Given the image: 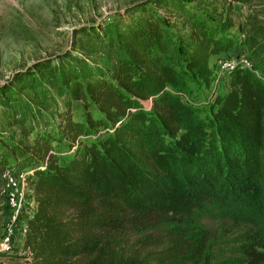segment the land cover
Returning <instances> with one entry per match:
<instances>
[{
    "label": "trees",
    "instance_id": "obj_1",
    "mask_svg": "<svg viewBox=\"0 0 264 264\" xmlns=\"http://www.w3.org/2000/svg\"><path fill=\"white\" fill-rule=\"evenodd\" d=\"M225 1L135 3L129 23L121 15L84 29L100 44L83 56L0 86L2 106L32 136L0 132V164L28 172L35 206L19 219L31 264H264V19L246 21L252 68L232 69L211 102L190 100L209 88V59L237 43L231 3L260 0ZM193 213L221 220L220 231L201 242L171 235L164 249L122 247L128 231Z\"/></svg>",
    "mask_w": 264,
    "mask_h": 264
},
{
    "label": "rangeland",
    "instance_id": "obj_2",
    "mask_svg": "<svg viewBox=\"0 0 264 264\" xmlns=\"http://www.w3.org/2000/svg\"><path fill=\"white\" fill-rule=\"evenodd\" d=\"M143 1L145 0H0V86L7 85L15 79L14 83L19 84L22 79L20 75L24 72L29 71L28 73L31 74L32 71H36L38 69L35 67L36 64L48 61L55 63L59 57L67 53L77 57L83 56L84 51L92 45L100 44L94 40L95 36L84 35L85 28H95L108 21L118 20L121 15L124 16L125 23H129L130 14L125 13L126 9ZM211 1L217 9L227 4L225 0ZM231 6L235 24L233 33L237 38L234 47L237 50L234 51L241 54L246 50L243 35L247 31V17L257 14L258 19H264V0L249 5L233 2ZM158 12L167 14L163 8H159ZM94 35L97 36V33ZM213 61L214 58L209 59L208 62L211 64ZM224 87L227 89L226 84L223 85L222 82L212 78L209 88L192 92L190 100L196 103L211 102L216 93L224 92ZM22 95L24 99L35 102L45 109L47 115H50L52 107L48 106L47 101L40 100L36 93L24 92ZM56 100L61 105L57 97ZM148 102L149 100L146 104ZM2 104L0 100V132L14 136L17 140L30 141L32 136L22 134ZM75 114L73 110V115ZM3 186L0 178V239L8 213ZM222 224L221 220L209 219L193 213L182 220L173 218L157 226L158 228L128 231L122 239V247L149 250L157 245L158 249H164L171 246L168 243L171 235L180 233L192 237V241L201 242L217 234ZM194 262L191 259H183L180 263ZM0 264H20V262L14 255L8 254L2 257Z\"/></svg>",
    "mask_w": 264,
    "mask_h": 264
},
{
    "label": "built area",
    "instance_id": "obj_3",
    "mask_svg": "<svg viewBox=\"0 0 264 264\" xmlns=\"http://www.w3.org/2000/svg\"><path fill=\"white\" fill-rule=\"evenodd\" d=\"M234 49L214 57L213 78L217 82H222L223 85L227 82L230 71L236 66L252 68V58L248 55L247 50L240 54ZM148 106H151L150 100ZM27 173L15 174L10 168L0 164V178L4 185L3 191L8 209L7 219L2 227L0 252H7L25 261L30 260V251L25 246L28 227L19 217L22 212L27 215L31 214L35 206L34 199L27 195Z\"/></svg>",
    "mask_w": 264,
    "mask_h": 264
},
{
    "label": "crops",
    "instance_id": "obj_4",
    "mask_svg": "<svg viewBox=\"0 0 264 264\" xmlns=\"http://www.w3.org/2000/svg\"><path fill=\"white\" fill-rule=\"evenodd\" d=\"M225 91H227V89H225V87H224V92ZM2 257L3 256H0V260H2ZM19 262H20V264H31V261L29 260V261H25V260H22V259H19Z\"/></svg>",
    "mask_w": 264,
    "mask_h": 264
}]
</instances>
